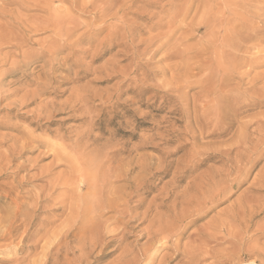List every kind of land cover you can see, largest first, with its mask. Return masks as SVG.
Masks as SVG:
<instances>
[{
    "label": "rangeland",
    "instance_id": "374dc122",
    "mask_svg": "<svg viewBox=\"0 0 264 264\" xmlns=\"http://www.w3.org/2000/svg\"><path fill=\"white\" fill-rule=\"evenodd\" d=\"M199 1L0 0V209L16 203L34 206L39 202L43 210L37 218L47 220L50 215L44 208L61 206L64 199L63 204L77 210L73 213L77 216L67 217L63 212L59 221L70 217L76 226L85 220L91 227L82 238L77 232L79 225L74 241L79 239L82 243L71 244V260L67 262L61 257L55 264H152L153 260V264H232L220 260L239 251L254 255L251 260L256 256L264 258V143L260 142L264 140V127L261 130L255 126L258 120L264 121V106L249 107L239 113L236 120L240 123L247 118L252 121H243L248 123L247 132L250 130L247 141L233 147V151L227 148L237 139V124L221 138L203 135L212 124V108L202 103L206 96L198 83L202 75L193 69L201 64L206 69L213 64L212 49L216 45L203 36V29L195 32L196 24L208 9L212 8L210 16L219 17H228L236 9H227L222 0ZM253 1L261 5L264 0ZM182 13L186 18L179 22ZM236 18L241 20L242 16L238 14ZM173 21L179 22L180 27L171 32ZM260 47L263 50L264 43ZM171 51L178 59L166 58ZM174 64L180 66L176 73L171 68ZM260 67L252 68L254 72L243 79V84L256 77L257 90L263 87L259 83L263 80L264 65ZM182 78L188 79L183 82ZM233 80L229 83L232 86L222 87V93L240 86L237 77ZM257 94L249 95L263 101L264 95L259 98ZM198 135L201 139L196 141ZM206 146L208 151L203 148ZM208 153L215 157L204 161ZM254 159L256 165L252 166ZM244 174V182L232 188V182H238ZM54 180L57 184H53ZM63 183L67 185L63 187ZM213 185L219 189L212 192ZM51 187L53 190L48 191ZM224 189L227 193L219 203L212 208L207 204L198 215L193 213L201 206L197 196L202 204L211 193ZM29 194L31 200L27 198ZM50 195L56 206L47 200ZM232 231L235 236L239 232L240 237ZM100 234L106 238L102 252L97 244ZM149 236L155 237L151 243ZM16 241L0 244H7L0 248V264L25 255L23 246L32 245L25 242L21 246ZM39 248L33 250L34 255L41 252ZM77 257L82 262H74ZM195 257L199 258L197 262ZM250 259L240 264H253Z\"/></svg>",
    "mask_w": 264,
    "mask_h": 264
},
{
    "label": "bare ground",
    "instance_id": "6f19581e",
    "mask_svg": "<svg viewBox=\"0 0 264 264\" xmlns=\"http://www.w3.org/2000/svg\"><path fill=\"white\" fill-rule=\"evenodd\" d=\"M114 1V0H113ZM191 1V0H190ZM200 1H202V0H200ZM199 1V2H200ZM209 2H210V0H208ZM215 1V0H214ZM220 1V0H219ZM223 1V5H225V6H227V9H228V7H235V9H236V11L234 12V10H233V12L234 13H232L231 11H229V12H231L230 13V15L228 16V17H226V15H223V16H221V17H219V16H210L209 14L210 13H208V12H210V11H212L211 9H208V8H205V9H208L207 10V13H205L203 16H201V18H200V20L197 22V28L195 29V32H199V31H201V29H203L202 31H203V36H207V37H209V41H211V43L212 44H215L216 46L212 49V52L214 53V55L213 56H215V58H213L214 59V61H212V65L211 66H209L208 68H206V69H203L201 66H202V64L201 65H198V66H196L194 69H193V71L195 70V72L197 73V74H200V75H202V78L199 80V84H200V86L203 88V91L206 93V96H205V102H202V103H205L206 105H207V107L208 106H210L211 108H212V112H211V114H210V111L208 112L207 111V114H210V115H212V120H211V125H210V127L209 128H207V129H205V131H203V135L206 137V138H221V136H224V135H226L227 134V132H228V130L230 129V128H232V125L235 123V124H237L238 126H237V136H236V141H234V143H232V145H230V146H228V148H227V151H231L232 150V148L233 147H238L240 144H244L246 141H247V134L249 133V131L247 132V124L248 123H250L248 120L250 119H245V120H242V124L239 122V121H237V120H239V119H237L236 120V118H237V116L239 115V113L242 111V110H244V109H247V108H249V107H262V106H264V100L262 101V100H260V99H254V98H252V96H250L251 94H253V97H255L254 95L255 94H257V92H259V94H257V95H260V97L259 98H262V96L264 95L263 94V92H264V76H263V80L262 81H260V82H262V83H259V84H261V85H263V87H261V88H259L258 90H257V87H256V84H254L255 83V78L256 77H254V79H252V80H250L246 85L245 84H243L244 83V81H243V79L244 78H246V77H248V76H250L251 75V73H253V72H251V69L252 68H258L259 69V67L261 66V65H264V49L262 50V48L260 47V45L261 44H263L264 43V5H262L263 3H264V1H262L261 3V5L259 4L260 2H258L257 4H255V2L252 0H222ZM221 1V2H222ZM260 1V0H259ZM212 3H213V1H211ZM210 2V3H211ZM254 2V3H253ZM193 3V2H192ZM207 3V2H206ZM210 3H207V5L208 4H210ZM190 4V3H189ZM203 4V3H202ZM205 4V3H204ZM203 4V5H204ZM218 4H220L219 2H218ZM217 4V5H218ZM192 5V4H191ZM190 5V6H191ZM212 5V4H211ZM206 6V5H205ZM214 6V5H213ZM216 6V5H215ZM208 7H210L209 5H208ZM189 8V7H188ZM188 8H186V9H188ZM217 8H219V7H217ZM220 8H221V6H220ZM184 10V9H183ZM189 10V9H188ZM197 10H198V8H197ZM201 10V9H200ZM219 10V9H218ZM218 10H217V12H218ZM222 10V8L220 9V11ZM225 11V10H224ZM180 12V11H179ZM202 12V11H201ZM215 12V11H214ZM222 13H224L223 11H221ZM220 12V13H221ZM226 12V11H225ZM228 12V11H227ZM185 14H187L186 12H184ZM184 13H182L180 16H179V22H180V20L184 17V16H186ZM219 13V14H220ZM213 14V13H212ZM239 14V16H240V18H241V16H242V19L241 20H239V19H237V18H239V17H237L236 18V16ZM173 15V14H172ZM177 15V14H176ZM175 15V17L176 18H178L177 16ZM221 15V14H220ZM199 16V17H200ZM174 17V18H175ZM186 17H184L183 19H185ZM171 21H172V18L170 19ZM182 21H184V20H182ZM176 23V24H174V21H173V25L171 24V27H172V29L171 28H169V30L171 31V32H173L174 30H176L177 28H179L180 27V23ZM195 25V26H196ZM58 26V25H57ZM165 26V25H164ZM190 26H191V24H190ZM218 27V28H217ZM188 28V27H187ZM191 28V27H190ZM33 29H34V27H33ZM59 29V28H58ZM220 29V30H219ZM191 30V29H190ZM140 32V31H139ZM138 32V33H139ZM179 32V31H178ZM191 33L192 32H194V30L192 29L191 31H190ZM190 32H189V34H190ZM195 32H194V34H195ZM168 34V33H167ZM167 34H166V36H167ZM193 34V35H194ZM170 35V34H169ZM171 36V35H170ZM171 39V38H170ZM153 40H154V38H153ZM149 41V40H148ZM177 41H179V40H177ZM151 42V41H150ZM167 43V42H166ZM165 44V43H164ZM61 45V44H60ZM178 46V45H177ZM207 46V45H206ZM263 46V45H262ZM205 47V46H204ZM209 47V46H208ZM207 47V48H208ZM211 47V46H210ZM210 47H209V49H210ZM213 47V46H212ZM136 48V47H135ZM178 48V47H177ZM176 48V49H177ZM208 49V50H209ZM172 50V49H171ZM203 50H205V49H203ZM252 50H258L257 52L256 51H253V52H255V53H251V51ZM182 51V50H181ZM210 51V50H209ZM208 51V52H209ZM182 53V52H181ZM180 53V54H181ZM185 53V52H184ZM204 53V52H203ZM261 53H263V54H261ZM166 55H168V54H166ZM188 55V54H187ZM198 55V54H197ZM196 55V56H197ZM201 55V54H200ZM205 55V54H204ZM195 56V55H194ZM195 56V57H196ZM199 56V55H198ZM173 57H175V58H177L178 59V57H176V55H175V53L174 52H172L171 51V53H170V55L168 56V57H166V58H173ZM186 57V56H185ZM200 57H202V56H200ZM210 57V56H209ZM209 57H207V59H209ZM211 58V57H210ZM183 59V58H182ZM185 59V58H184ZM192 60V59H191ZM200 60V59H199ZM198 60V61H199ZM136 61V60H135ZM183 61V60H182ZM203 61V60H202ZM178 62H180V61H178ZM200 62V61H199ZM204 62V61H203ZM203 62H201V63H203ZM207 62H210L209 60L207 61ZM189 63V62H188ZM192 63V62H191ZM197 63V62H196ZM180 64H181V62H180ZM199 64V63H198ZM175 65V64H174ZM182 65V64H181ZM177 66H179V65H177ZM184 66H185V64H184ZM194 66V65H193ZM171 67V66H170ZM188 67V66H187ZM173 70V72L174 71H177L176 69H178L179 70V68H180V66H179V68L178 67H176V65L173 67V65H172V67H171ZM261 68V67H260ZM168 69V68H167ZM169 70V69H168ZM253 70V69H252ZM255 70V69H254ZM184 71V70H183ZM187 72V71H186ZM189 72V71H188ZM163 73H165L164 71H163ZM167 73V72H166ZM174 73H176V72H174ZM263 73V72H262ZM256 72H255V76H256ZM164 75V74H163ZM174 75V74H173ZM259 75H260V73H259ZM258 75V76H259ZM262 75H264V74H262ZM166 76V75H165ZM178 76V75H177ZM184 76H185V74H184ZM181 77H182V75H181ZM180 77V78H181ZM234 77H237V79H238V85H240V86H238V88H236V87H234L233 88V90L232 91H226L225 93L223 92L222 93V91H221V89H223L222 87H226V88H228V87H230V85L231 84H229L231 81L233 82L234 80H233V78ZM173 78H174V76H173ZM175 79H177V77L175 78ZM186 79V78H185ZM184 78H182V80H183V82H184V80H185ZM188 79V78H187ZM186 79V80H187ZM173 80V79H172ZM246 80V79H245ZM175 81V80H174ZM179 81H181V80H179ZM176 82V81H175ZM186 82V81H185ZM177 84H179V83H177ZM190 84H192V83H190ZM194 84V83H193ZM196 84V83H195ZM180 85V84H179ZM186 86V85H185ZM232 86V85H231ZM235 86V85H234ZM236 86H237V84H236ZM259 86V85H258ZM256 87V88H255ZM172 88V87H171ZM237 90H236V89ZM230 89H232V87L231 88H229V90ZM171 90V89H170ZM169 90V91H170ZM201 94V93H200ZM250 94V95H249ZM171 95V94H170ZM249 95V96H248ZM174 96V95H173ZM248 96V97H247ZM203 99V98H202ZM264 99V98H263ZM205 106V105H204ZM200 107H201V105H200ZM206 108V107H205ZM204 108V109H205ZM206 111V110H205ZM263 113V112H262ZM257 115H259L258 113H256ZM205 115V114H204ZM264 115V114H263ZM206 116H208V115H206ZM247 117V116H246ZM257 117V116H256ZM256 117H254V118H256ZM260 117V116H259ZM258 117V118H259ZM209 118V117H208ZM206 119V118H205ZM241 119V118H240ZM263 119V118H262ZM248 121V123L247 122H244V123H246V124H244L243 123V121ZM255 120H257V119H254V121ZM209 121V120H208ZM202 123H204V122H202ZM253 124V123H252ZM256 125L255 126H257V127H259V128H261V130H262V128L264 127V121H260V120H258V122H256L255 123ZM204 125V124H203ZM207 124H205L204 125V127L206 126ZM252 126V125H251ZM203 127V126H202ZM201 128V127H200ZM200 128H199V130H200ZM251 128V127H250ZM255 130H256V128H255ZM258 130H260V129H258ZM257 130V131H258ZM201 132H202V130H200ZM194 131H192V133H193ZM254 132V131H253ZM253 132L252 133H250V134H253ZM190 133H191V131H190ZM191 133V134H192ZM195 133V132H194ZM193 133V134H194ZM259 133H261V132H259ZM235 134V133H234ZM233 134V135H234ZM86 135V134H85ZM228 135V134H227ZM187 136H188V134H187ZM191 136H193L194 137V135H191ZM196 136V135H195ZM201 136V135H200ZM261 136H262V134H261ZM263 136H264V134H263ZM89 137V136H88ZM87 137V138H88ZM198 137V139L196 140V141H198V140H200L201 139V137H200V139H199V135L197 136ZM196 137V138H197ZM83 138V137H82ZM81 138V139H82ZM195 138V139H196ZM204 139V138H203ZM260 139H263V137H261ZM260 139H258V140H260ZM250 140V139H249ZM257 140V141H258ZM229 141V140H228ZM261 141H263V143H264V140H260V142ZM224 142H227V141H224ZM231 142V141H230ZM259 142V141H258ZM212 143V142H211ZM211 143H209V144H211ZM223 143V142H222ZM250 143V142H249ZM249 143H247V144H249ZM185 144V143H184ZM204 144V143H203ZM217 144V143H216ZM224 144H226V143H224ZM259 144V143H258ZM195 145H198V144H195ZM219 145V144H218ZM261 144H259V146H260ZM200 146V145H199ZM198 146V147H199ZM203 146V145H202ZM210 146V145H209ZM224 146V145H223ZM258 146V147H259ZM262 146V145H261ZM216 147V145H214L213 146V149ZM241 147V146H240ZM204 149H206V148H208L207 146L206 147H203ZM220 148V147H219ZM225 148V147H224ZM250 148V147H249ZM191 148H189V150H190ZM201 149H202V147H201ZM203 149V150H204ZM209 149V148H208ZM208 149H206V151H208ZM211 149V148H210ZM220 149H223V148H220ZM243 149V148H242ZM199 150V149H198ZM202 150V151H203ZM215 150H217V149H215ZM214 150V151H215ZM226 150V149H225ZM233 150H234V148H233ZM232 150V151H233ZM244 150V149H243ZM248 150V149H247ZM256 151V149H253V151ZM259 150V149H258ZM219 151H221V150H219ZM250 151H251V149H250ZM249 151V152H250ZM190 152H192V150L190 151ZM189 152V153H190ZM223 152H226V151H224L223 150ZM239 152V151H238ZM252 152V151H251ZM202 153V152H201ZM203 153H205V152H203ZM218 153V152H217ZM221 153V152H220ZM232 153V152H231ZM230 153V154H231ZM240 153V152H239ZM257 153V152H256ZM261 153V152H260ZM259 153V154H260ZM198 154V153H197ZM235 154H237V151H236V153ZM254 154V153H253ZM216 155H218V154H216ZM249 155V154H248ZM250 155H251V153H250ZM261 155V154H260ZM260 155H259V157H260ZM192 156V155H191ZM202 156V155H201ZM204 156V155H203ZM223 156H225V155H223ZM236 156V155H235ZM258 156V155H257ZM195 157L197 158L198 156L197 155H195ZM213 157H215L214 156V154L213 155H209V153H208V155H207V157L204 159V161H207V160H209L210 158H213ZM226 157V156H225ZM224 157V158H225ZM240 157H241V155H240ZM244 157V156H243ZM253 157V156H252ZM256 157V156H255ZM258 157V159H261V158H259ZM194 158V157H193ZM195 158V159H196ZM194 159V160H195ZM199 159V158H198ZM235 159H237V158H235ZM244 159V158H243ZM77 160V159H76ZM225 160V159H224ZM234 160V159H233ZM202 161V160H201ZM204 161H202V162H204ZM228 161V160H227ZM226 161V162H227ZM231 161V160H230ZM229 161V162H230ZM246 161V159L244 160V162ZM256 161H257V159H254V161L252 162V166H254V165H256ZM200 162V161H199ZM225 162V163H226ZM238 162V161H237ZM247 162V161H246ZM196 163V162H195ZM243 163V162H242ZM250 163H251V161H250ZM249 163V164H250ZM200 164V163H199ZM226 164H228V163H226ZM51 165V164H50ZM54 165V164H53ZM192 165V164H191ZM230 165V164H229ZM235 165H236V163H235ZM237 165H238V163H237ZM251 165V164H250ZM97 166V165H96ZM194 166V165H193ZM245 166V165H244ZM249 166V165H248ZM247 166V167H248ZM252 166H250V169L252 168ZM75 167H77L76 165H75ZM81 167V166H80ZM196 167V166H195ZM243 167V166H242ZM241 167V168H242ZM76 169V168H75ZM79 169V168H78ZM191 169V168H190ZM248 169H249V167H248ZM254 169V168H253ZM51 170V169H50ZM83 170V169H82ZM81 170V171H82ZM211 170H212V168H211ZM231 170V169H230ZM232 170H234V169H232ZM237 169H235V171H236ZM84 171V170H83ZM240 171H242V170H240ZM239 171V172H240ZM251 171H252V169H251ZM80 172V169H79V171H78V173ZM232 172V171H231ZM237 172H238V170H237ZM49 173H51V172H49ZM48 173V174H49ZM78 173H77V176H78ZM241 173V172H240ZM247 173L249 174V172L247 171ZM246 173V174H247ZM13 174H15V173H13ZM28 174V173H27ZM80 174V173H79ZM246 174H244L243 176H241V177H238V182H232V184H231V187L233 188V187H235L236 185H238V183H241V182H244V180H245V178H246ZM9 176V175H8ZM13 176H15V175H13ZM12 176V177H13ZM33 176V175H32ZM39 176V175H38ZM50 176V174L48 175V177ZM51 176H53V175H51ZM62 176V175H61ZM214 176V175H213ZM250 176V175H249ZM2 177V176H1ZM26 177V176H25ZM36 177V176H35ZM55 177V176H54ZM67 177V176H66ZM78 177H80V175L78 176ZM77 177V178H78ZM22 178H24V177H22ZM22 178H21V180H22ZM51 178V177H50ZM62 178V177H61ZM15 179H16V177H15ZM15 179H14V181H15ZM58 179V178H57ZM56 179V180H57ZM240 179V180H239ZM262 179H264V178H262ZM40 180H42L43 181V179H40ZM51 180V179H50ZM56 180H54V182H53V184H55L56 182ZM80 180V179H79ZM212 180V179H211ZM236 180V181H237ZM256 180V179H255ZM12 181H13V179H12ZM11 181V182H12ZM13 181V182H14ZM39 181V180H38ZM61 181V180H60ZM229 181V180H228ZM59 184H60V182L59 181H57ZM66 182L68 183V181L66 180ZM80 183L82 182V180L81 181H79ZM78 181H77V183H79ZM215 182V181H214ZM19 183H21V181H19ZM18 183V184H19ZM44 183V182H43ZM47 183V182H46ZM65 183V182H64ZM61 184L62 186L63 185H67V183L66 184ZM75 183V182H74ZM204 183V182H203ZM226 183V182H225ZM224 183V184H225ZM229 183V182H228ZM260 183L262 184V182L260 181ZM27 184V183H26ZM53 184H51L50 183V185L53 187ZM57 184V183H56ZM69 185L71 184V183H68ZM1 185V184H0ZM20 185V184H19ZM47 185H49V184H47ZM60 185V186H61ZM73 185V184H72ZM77 185V184H76ZM79 186H80V184H78ZM205 185V184H204ZM241 185V184H240ZM11 186H13L12 184H10V187ZM26 186V185H25ZM56 186V185H55ZM57 186H59V185H57ZM214 186V185H213ZM223 186V185H222ZM239 186V185H238ZM264 186V185H263ZM9 187V186H8ZM10 187L9 188H7V186H6V188L7 189H10ZM14 187V186H13ZM52 187L49 189L48 188V191L50 190V191H52L53 189H52ZM64 187V186H63ZM63 187H61L62 189H63ZM66 187V186H65ZM201 187H203V186H201ZM215 187V188H214ZM214 187H212L213 188V190H211L212 192L213 191H215L214 189H216V190H218L219 189V187L217 186H214ZM18 188H19V186H18ZM36 188V187H35ZM37 188H39V187H37ZM36 188V189H37ZM44 188H46V187H44ZM57 188V187H56ZM68 188H71V187H69L68 186ZM80 188V187H79ZM218 188V189H217ZM220 188H222L221 186H220ZM231 188V189H232ZM12 189V188H11ZM14 189V188H13ZM12 189V190H13ZM15 189H17L16 188V186H15ZM40 189H41V187H40ZM47 189V188H46ZM52 189V190H51ZM61 189V190H62ZM12 190H10L11 191V193H12ZM21 190H22V188H21ZM42 190H44V189H42ZM41 190V191H42ZM197 190V189H196ZM210 190V189H209ZM229 190V189H228ZM9 191V192H10ZM40 191V190H39ZM47 191V190H46ZM45 191V192H46ZM47 191V192H48ZM69 191V190H68ZM70 191H72L71 189H70ZM69 191V192H70ZM77 191H80V190H78L77 189ZM76 191V192H77ZM199 191V190H198ZM211 191H209L210 193H211ZM43 192V191H42ZM42 192H40V195L42 194ZM197 191H195V193H196ZM217 192V191H216ZM3 193V192H2ZM27 193H29V192H27ZM54 193H56V192H54ZM66 193V192H65ZM72 193V194H71ZM70 193V195L72 196V195H74L73 194V192H71ZM204 193H206V192H204ZM225 193H227V191H226V189H224L222 192H217V193H211L209 196H208V200L206 199V201H208V202H203L202 204H201V199L200 198H198V196H197V199H199V203H200V205L201 206H198L199 204H196L198 207V209H196L193 213L194 214H196V215H198L200 212H202L203 211V209L204 208H207L206 207V205L207 204H210V208H212L213 206H215V204L216 203H219V201L220 200H222V198L224 197V194ZM230 193H231V190H230ZM30 194H31V192H30ZM30 194H29V196L27 197V198H29L30 199ZM39 194V193H38ZM37 193H36V195H38ZM43 194H44V192H43ZM61 194V193H60ZM79 194H80V192H79ZM78 194V195H79ZM171 194H172V192H171ZM201 194V193H200ZM39 195V196H40ZM46 195V194H45ZM53 196H54V194H52ZM52 195H50L49 197H48V201H51V198H52ZM65 195V194H64ZM169 195V194H168ZM195 195V194H194ZM194 195H192L193 197H194ZM47 196V195H46ZM205 196V195H204ZM206 196H207V194H206ZM205 196V197H206ZM41 197V196H40ZM45 197V196H44ZM44 197H43V200H45L44 199ZM56 197H57V195H56ZM61 197H62V195H61ZM65 197H67V196H65ZM73 197V196H72ZM78 197V196H77ZM77 197L75 198L76 199V201H77ZM177 197V196H176ZM200 197V196H199ZM54 198V197H53ZM52 198V199H53ZM59 198V197H58ZM207 198V197H206ZM15 199H16V197H15ZM38 199V198H37ZM36 199V200H37ZM66 199V198H65ZM186 199V198H185ZM187 199H189L188 197H187ZM190 199H192L191 197H190ZM196 199V200H197ZM31 200V199H30ZM46 200V201H47ZM55 200V199H54ZM72 200V199H71ZM177 199H175V201H176ZM18 201V200H17ZM39 201V200H38ZM63 201H64V199L63 200H61L60 201V204H61V206H59V205H54L53 203H52V201H51V203L53 204L52 206H56V208H54V209H51V210H48V209H46L47 207H45L46 206V204H44L45 206V210L46 211H49V214L48 215H50V217L46 220V219H44V220H39L38 218H37V215L40 213V209H42L43 208V206H42V204L41 203H39V202H37L34 206H26L25 204H24V206L22 205V203L21 204H19V205H17V203L15 204V206H12V205H10L11 206V208H10V206L9 207H7L8 209H5L4 207H1V208H4V209H0V215L1 214H4V217L3 216H1L0 217V244L2 243L3 244V242H7V241H9V244H14V242L17 240L18 241V244H21V246H23L22 244H24L25 242H27V244H28V242H29V244H30V242L32 243V245H27V246H23V249H22V252H24L25 251V255H23V256H21V257H18L17 255V257L16 258H14V259H9V260H4V262H3V264H49V262L52 260V261H54L53 263L55 264V262L56 261H58V260H60V258L62 257L63 258V260H65V261H67V260H69L68 259V257H69V255H73L74 254V249L72 248L73 246V244L72 243H74L75 242V244H78V243H76V242H80V243H82V241L81 240H77V241H74V238L75 237H77V235L75 234L76 233V231H77V229H78V227H79V225L78 226H76V222L74 221V220H72L70 217V219L69 218H67L70 214H72V215H74L73 213L74 212H76L77 210H75V209H73L71 206H66V205H64L63 204ZM190 201H192V200H190ZM194 201V200H193ZM193 201H192V203H193ZM198 201V200H197ZM11 202H13V201H11ZM14 202H16V200L14 201ZM43 202V201H42ZM178 202V201H177ZM184 202H186V200L184 201ZM195 202V201H194ZM176 203V202H175ZM183 203V202H182ZM187 203V202H186ZM191 203V204H192ZM30 204V203H29ZM73 204V203H72ZM49 205H50V202H49ZM117 206V205H116ZM174 206V205H173ZM76 207H77V205H76ZM78 207L80 208V206L78 205ZM77 207V208H78ZM115 207V206H114ZM184 207V206H183ZM187 206H185L184 208H186ZM79 208H78V210H79ZM180 208V207H179ZM194 208V207H193ZM187 209H190L189 207L187 208ZM209 209V208H208ZM248 209H250V207H248ZM43 210V209H42ZM80 210H83V209H81L80 208ZM182 210V209H181ZM245 210V209H244ZM191 211V210H190ZM66 214V218L67 219H64V217L62 218V219H64V221H59L60 219H59V217H60V214H63L64 215V213ZM83 212H84V210H83ZM182 212H184V211H182ZM239 212V211H238ZM47 213V212H46ZM96 213V212H95ZM98 213V212H97ZM184 213H186V211L184 212ZM188 213V212H187ZM186 213V214H187ZM190 213V212H189ZM235 213V212H234ZM237 213V212H236ZM243 213V212H242ZM248 213H249V211H248ZM191 214V213H190ZM240 213H238V215H239ZM47 215V216H48ZM62 215V216H63ZM234 215V214H233ZM61 216V217H62ZM71 216V215H70ZM75 216V215H74ZM77 216V215H76ZM75 216V217H76ZM183 216H184V218H185V214H183ZM186 216H188V215H186ZM192 216V215H191ZM240 217L242 216L241 214L239 215ZM39 217V216H38ZM235 217V216H234ZM243 217V216H242ZM79 218V217H78ZM81 219H82V217H80ZM183 218V217H182ZM187 218V217H186ZM185 218V219H186ZM230 218V217H229ZM233 218V217H232ZM231 218V219H232ZM193 219V218H192ZM87 220V219H86ZM78 222H79V220H77ZM85 221V220H84ZM83 221V223H81V225H80V230L78 229V231L77 232H79V233H81L82 234V238H85L84 236H86V233H87V231L91 228L90 227V225L87 223V221H85L84 222ZM232 221V220H231ZM230 221V222H231ZM239 221V220H238ZM187 222H189V221H187ZM192 222V221H191ZM230 222L228 221V223L230 224ZM233 222V221H232ZM177 223V222H176ZM178 223H181V222H178ZM177 223V224H178ZM94 224V223H93ZM166 224V223H165ZM183 224V223H182ZM192 224V223H191ZM223 224V223H222ZM222 224H221V226H222ZM228 224V225H229ZM240 224V223H239ZM242 224V223H241ZM243 224H245V223H243ZM242 224V226H244ZM186 225H188V224H186ZM176 226V225H175ZM174 226V227H175ZM180 226V225H179ZM184 226V225H183ZM240 227H241V225H239ZM247 226V225H246ZM77 227V228H76ZM101 227V226H100ZM173 227V228H174ZM223 227V226H222ZM226 227V226H225ZM170 228V227H169ZM173 228H172V230H173ZM185 228V227H184ZM227 228H228V226H227ZM230 228V227H229ZM228 228V229H229ZM244 228H246V227H244ZM102 229V228H101ZM162 229V228H161ZM175 229V228H174ZM243 229V228H242ZM247 229V228H246ZM95 230H96V228H95ZM103 230V229H102ZM167 230V229H166ZM234 230V229H233ZM236 230H238V229H236ZM103 231H105V230H103ZM159 231H160V229H159ZM175 231V230H174ZM180 231V230H179ZM158 232V231H157ZM165 232V231H164ZM169 232V231H168ZM182 232V231H181ZM242 232V231H241ZM240 232V233H241ZM244 232V231H243ZM78 233V234H79ZM95 233V232H94ZM104 234L106 233V232H103ZM102 233V234H103ZM170 233H172V232H170ZM170 233H169V235H170ZM227 233V232H226ZM232 233H233V231H232ZM246 233V232H245ZM80 234V235H81ZM102 234H100L99 235V239H98V247H100V252H102V247L104 246L105 247V236L104 235H102ZM158 234V233H157ZM168 234V233H167ZM175 234L176 233H173V235L175 236ZM230 234V233H229ZM234 234V233H233ZM232 234V235H233ZM76 235V236H75ZM79 235V236H80ZM88 235V234H87ZM95 235V234H94ZM96 235H97V233H96ZM152 235V234H151ZM166 235V234H165ZM246 235V234H245ZM79 236H78V238H79ZM89 236V235H88ZM167 236V235H166ZM234 236H235V234H234ZM232 237V238H235V237H240V234H239V232L237 233V235L235 236V237ZM150 237V236H149ZM155 237H156V234H155ZM155 237H152L153 239L155 238ZM158 237H160V236H158ZM82 238H80V239H82ZM152 238L150 237V243L152 242L151 240H152ZM165 238H167V237H165ZM168 238H171V237H168ZM73 239V240H72ZM76 239V238H75ZM87 239V238H86ZM157 239V238H156ZM160 239L161 238H159V241H160ZM162 239H164L163 237H162ZM161 239V241H163ZM225 239V238H224ZM229 239V238H228ZM231 239V238H230ZM242 238H240V240H241ZM83 240V239H82ZM94 240V239H93ZM158 240V239H157ZM157 240H154L155 242L157 241ZM176 240V239H175ZM16 241V242H17ZM84 241V240H83ZM87 241H89V239H87ZM92 241V240H91ZM90 241V242H91ZM95 241V240H94ZM164 241H165V239H164ZM232 240H228L227 242H231ZM96 242V241H95ZM238 242H239V240H238ZM86 243H88V242H86ZM109 243V242H108ZM159 243V242H158ZM158 243H157V245H158ZM166 243V242H165ZM176 243V242H175ZM226 243V242H225ZM72 244V245H71ZM153 244H155L154 242H153ZM152 244V245H153ZM173 244V247L175 246V244H174V242L172 243ZM242 244H244V243H242ZM90 245V244H89ZM96 245V244H95ZM2 246H7V244H5L4 243V245H0V248H2ZM72 246V247H71ZM78 246H80V245H78ZM77 246V247H78ZM156 246V245H155ZM155 246H153L154 248H155ZM166 246V245H165ZM177 246V245H176ZM40 247V248H39ZM75 247V246H74ZM80 247H82V246H80ZM92 246H90V248H91ZM152 247V248H153ZM167 247V246H166ZM243 247H244V245H243ZM39 248V250L41 249V252H39L37 255H34V253H33V250L35 251V249H38ZM96 248H97V246H96ZM158 248V247H157ZM171 248V247H170ZM235 248V246L232 248V250ZM78 249V248H77ZM77 249H75V250H77ZM81 249V252H82V248H80ZM79 249V250H80ZM93 249V248H92ZM159 249V248H158ZM225 249H227V248H225ZM237 249V248H236ZM239 249V248H238ZM152 250V249H151ZM156 250V249H155ZM241 250H243V248L241 249ZM254 250H256V249H254ZM37 251V250H36ZM35 251V252H36ZM92 251V250H91ZM148 251V249L147 250H145V252H147ZM214 251V250H213ZM227 251H231V250H229V248H228V250ZM80 252V253H81ZM83 252H85V251H83ZM90 252V251H89ZM145 252L143 253V255L145 254ZM153 252H155L154 250H153ZM158 252V251H157ZM217 252V251H216ZM216 252H214V253H216ZM232 252V251H231ZM234 252H235V250H234ZM237 252V251H236ZM242 252V251H241ZM240 251L239 252H237L236 254H232V256L231 257H229L228 259H224L223 258V260H220V261H225V260H227V261H229V262H231L232 264H240V263H242V262H244V260L245 259H250L251 258V256H254V255H250L251 253H249V254H247L246 252V254H242ZM94 253V252H93ZM207 253V252H206ZM209 253H211V251L209 252ZM222 253V252H221ZM228 253V252H227ZM226 253V250H225V254H227ZM255 253V252H254ZM147 254H148V252H147ZM157 254V253H156ZM201 254V253H200ZM224 254V253H223ZM256 254H257V252H256ZM150 255V254H149ZM207 255V254H206ZM205 255V256H206ZM211 255V254H210ZM213 255V254H212ZM214 255H216V256H218L217 254H214ZM220 255V254H219ZM86 256V255H85ZM153 256V255H152ZM152 256H150L149 258H151V259H153L152 258ZM191 256V255H190ZM194 256V255H193ZM192 256V257H193ZM227 255H225V257H226ZM228 256H229V254H228ZM262 256V255H261ZM154 258H155V256H153ZM192 257H190L191 258V260H192ZM78 259L76 260L75 258H74V262L76 261V262H82L81 261V259L79 258V257H77ZM89 258V257H88ZM140 258V257H139ZM147 258V257H146ZM195 258H197V257H195ZM210 258H212L213 259V256H211ZM253 258V257H252ZM138 259V258H137ZM144 259V258H143ZM203 259V258H202ZM71 260V259H70ZM145 260H148V259H145ZM199 260V258H197L196 259V261L194 260V262H197ZM251 260V259H250ZM253 260V261H252ZM251 260V262L253 263V264H257V263H259V264H264L263 262H264V258H261V257H259V256H256L255 258H253ZM52 261L50 262L51 264H52ZM73 261H71V263H73ZM149 262H150V260H148ZM152 261V260H151ZM189 261V260H188ZM213 261V260H212ZM211 261V262H212ZM68 262V261H67ZM136 262V261H135ZM145 262V261H144ZM162 262V261H161ZM201 263H202V261H200ZM229 262H227V263H229ZM249 262V261H248ZM141 263V262H140ZM154 263V260L152 261V264ZM190 263V262H189ZM193 263V262H192ZM191 263V264H192ZM200 263V264H201ZM216 263V262H215ZM147 264V263H146ZM148 264H150V263H148ZM199 264V263H198ZM210 264V263H209ZM212 264V263H211ZM225 264V263H224Z\"/></svg>",
    "mask_w": 264,
    "mask_h": 264
}]
</instances>
